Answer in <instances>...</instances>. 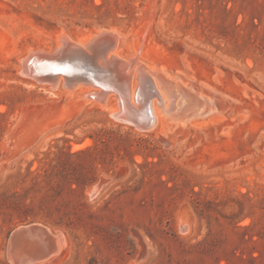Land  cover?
<instances>
[{
	"label": "rangeland",
	"instance_id": "rangeland-1",
	"mask_svg": "<svg viewBox=\"0 0 264 264\" xmlns=\"http://www.w3.org/2000/svg\"><path fill=\"white\" fill-rule=\"evenodd\" d=\"M110 26L217 118L139 129L112 92L103 108L21 73L59 32ZM0 264H264V0H0Z\"/></svg>",
	"mask_w": 264,
	"mask_h": 264
},
{
	"label": "bare ground",
	"instance_id": "bare-ground-1",
	"mask_svg": "<svg viewBox=\"0 0 264 264\" xmlns=\"http://www.w3.org/2000/svg\"><path fill=\"white\" fill-rule=\"evenodd\" d=\"M108 28H110L108 31L110 32L111 37L115 40L114 44L108 48L105 47V42L103 41L102 38L93 42L94 38H96L97 34H99L104 29L103 27H100L99 29H97L91 33L84 34L83 36L81 35V37L78 35L76 37H71L70 35H68L67 33H65L63 31L59 32L56 36V45L54 48L55 50L62 46V40L65 39L66 41H70L71 43L76 44L77 46L80 47V49L87 51L91 55L96 54V58H95L96 66H94L93 68H92L91 64H88V62H85V61H88L87 59H83L78 55H75L76 61H69V60L56 61V60H50V59L44 60L45 57L43 58V56H45V55H43V54L44 53H51V52H47L43 49L33 50V48H30L24 54H21L22 55L20 57V64H21V68H22L21 73H24L25 75L30 76V78L33 81L39 83L38 77H37L38 74H43L46 72L55 74L58 72L59 75L56 77L55 84L52 86H49V89H50V91L56 92L59 95H64V96L67 95L66 97L73 94V92L75 91L74 88H76L77 86L79 87L80 85L85 83L82 81H78L77 83H74L73 85H70V87L66 88V87H64V85L67 86L66 82H69L70 80L71 81L76 80V79H79L82 77H87L88 82H92V84L98 86V88H101V89H96L95 87L88 88V89H82L78 94L79 97H81V99L84 100V95L86 93H91L93 95L96 93H100L101 90L103 89L104 91H106V93H105V102H106V100L108 98V94L110 92L114 93L116 96L117 102L115 101L116 102L115 104H111L109 107L107 106L108 108H107V110H105V112L108 111V113L112 117V119L114 118L115 120H118L121 122L128 123V122H131L130 120H132V119H135L140 123L146 122V120H147L146 108L148 106H149L150 112L154 118V124L152 125V127H154V125L157 124V122H160L161 124L165 125L166 127L170 128V129H173V128H180L181 129L182 127L196 126V124L198 125L200 122H202L208 118H213L219 113V108L217 107L218 105L216 104L217 101L215 100V95L212 92L195 86L194 84L191 83V81L188 82L185 79H181L179 77V75L172 73V71L167 69V68L162 69L159 66L158 67L148 66L144 63V61H141V59L139 58L140 57L139 55L142 52V42L141 41H139L137 43V45L135 46V51L132 55H128L126 57L123 56V54H122L123 48H124V45H125L128 38L125 37V35L123 34V32L121 30L120 31L122 33L117 28H114L111 26ZM129 43L130 42H128V45H129ZM126 46H127V44H126ZM128 47H130V46H128ZM35 57H37V58H35ZM116 59L120 60L119 62H117V64L115 62ZM170 61H172V60H170ZM73 62H75V64ZM167 62H169V61H167ZM163 63H164V61L162 62V64ZM167 65H168V63H167ZM168 66L170 67V65H168ZM110 71H112L113 73L111 74ZM133 79L135 80L134 82H133ZM120 80H123V81H120ZM59 83L61 84L60 87L58 86ZM40 85H42V84H40ZM85 87H87V85ZM76 92H78V91H76ZM63 98H65V97H63ZM69 98L70 97H68V99ZM76 98H77V96H76ZM154 98H156L155 101H154ZM54 99H53V101H54ZM56 99H57V97H56ZM65 100H63V102ZM96 101L98 102V103L97 102L95 103V104H97L96 106L103 107L97 99H96ZM46 102H49V101H46ZM56 102H58V101H56ZM84 102H85V100H84ZM118 103L121 106V109H122L121 113L122 114H118L117 116H115V115H113V112L117 110ZM58 104L59 103H57L56 105L58 106ZM86 104H87V102H86ZM43 105L41 107H44ZM50 105H52V104H50ZM55 106L53 105L55 112H56ZM59 106H61V105H59ZM65 107L66 106H64V108ZM50 108H52V107H50ZM58 108L59 107H57V109ZM96 108H98V107H96ZM32 109H33V106H32ZM48 109H47V111H48ZM54 109H52V110H54ZM35 110H37V109H35ZM52 110H50V112H52ZM25 112H24V114H25ZM40 112H41V110H40ZM55 112L53 111L52 114ZM35 113H34V115H35ZM57 113H58V111L56 112V114ZM46 114H48V113H45V116H46ZM49 116L52 117V115H49ZM20 117L22 118V116H19V120H20ZM25 117H27V116H25ZM46 117H48V116H46ZM46 117H45V119H46ZM215 118H217V117H215ZM38 119H41V118H38ZM22 120H23V118H22ZM42 120H40V121L42 122ZM26 121H27V119H26ZM40 121L37 122V124L40 123ZM48 121H50V120H48ZM46 122L47 121H45V123ZM52 122H50V123H52ZM57 122H56V124H57ZM21 123H23V122H21ZM47 124H49V123L47 122ZM15 125H16V123H15ZM40 126L39 127L36 126V127H38V129H40ZM50 126H52V125H50ZM150 129H151V127H150ZM161 129H162V127H161ZM49 130H50V128H49ZM177 130L175 132H177ZM11 131H13V130L11 129ZM19 131H21V130H19ZM24 132H27V131H24ZM175 132H173V133L175 134ZM28 134H31V133L28 132ZM197 136H199V135H197ZM6 137L8 138V136H6ZM20 137L22 138V136H20ZM11 138H13V137H11ZM194 143H196V142H194ZM40 231L35 230L34 231L35 234H39V235L36 237H32L30 240H32L36 245L37 244L39 246L42 245V247L44 248L45 242L42 239V236H41L42 233ZM31 233H33V230H31ZM25 235H26V233H25ZM25 240H26V238H25ZM18 241L20 242L19 239H18Z\"/></svg>",
	"mask_w": 264,
	"mask_h": 264
},
{
	"label": "water",
	"instance_id": "water-1",
	"mask_svg": "<svg viewBox=\"0 0 264 264\" xmlns=\"http://www.w3.org/2000/svg\"><path fill=\"white\" fill-rule=\"evenodd\" d=\"M109 29L104 28L99 34H97L96 38H94L95 42L96 40L102 38L103 41L105 42V47L108 48L110 46H112L114 44V39L111 37L110 32L108 31ZM86 52V53H85ZM42 54V53H41ZM45 55V56H43ZM42 56L44 58V60H56V61H61V60H69V61H76L75 59V55L80 56L83 59H87L88 64H91L92 68L94 66H96L95 64V58H96V54L95 55H91L89 54L87 51H84L82 49H80L79 46H77L74 43H71L70 41H66L65 39L62 40V46L58 49H54L51 53H44ZM37 58V57H35ZM79 58V57H78ZM119 59H116L115 62L117 64V62H119ZM75 64V62H73ZM115 64V63H114ZM110 73L112 74L113 72L110 71ZM59 75V73H43V74H38V82L40 84H47L48 86H52L55 84L56 81V77ZM78 81H82L85 82L83 84H89L92 85L93 87H95L96 89H101L98 88V86L92 84V82H88L87 77H82L76 80H70L67 83V86L64 85V87H70V85H73L74 83H77ZM123 81V80H120ZM60 84V83H59ZM61 85V84H60ZM63 85V84H62ZM105 93L106 91H104L103 89L101 90L100 93H96V94H91V93H86L84 95V99H94V100H98L100 102V104L103 107L107 106V100L105 102ZM111 93V92H110ZM115 95V94H114ZM91 97V98H90ZM116 97V96H115ZM117 102V100H116ZM122 109L120 104L118 103V107L117 110L113 112V115L117 116L118 114H122ZM146 114H147V120L146 122H138L135 119L130 120L131 122H128L132 125H134L135 127L139 128V129H144V130H149L150 127H152V125L154 124V118L150 112L149 106L146 108ZM31 230H38L37 228L34 227H28L25 229V233H29V231Z\"/></svg>",
	"mask_w": 264,
	"mask_h": 264
}]
</instances>
